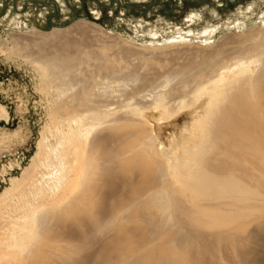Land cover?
<instances>
[{
    "label": "bare ground",
    "instance_id": "6f19581e",
    "mask_svg": "<svg viewBox=\"0 0 264 264\" xmlns=\"http://www.w3.org/2000/svg\"><path fill=\"white\" fill-rule=\"evenodd\" d=\"M67 45L42 67L48 77L70 75L86 59L83 52L67 53ZM256 61L240 56L208 78L189 66L164 72L152 67L165 76L164 87L175 78L182 87L158 91L147 107L127 102L110 108L101 103L106 91L83 84L59 107L54 144L44 134L39 142L34 159L41 166L34 160L30 191L39 203L27 201L10 242L0 243L27 254V262L34 254L39 264H213L217 247L208 240L216 234L200 227L241 221L264 195L263 181L253 187L246 180L251 166L264 167V150H251L257 143L264 148V71L252 67ZM119 70L105 72L133 74ZM189 78L195 85L187 90ZM66 196L70 209L79 211L70 226L46 211ZM52 229L66 233L65 246L51 239ZM98 237L103 242L92 255L78 256L75 241L89 244ZM7 249L0 251L5 257L11 255ZM248 252L244 264H264V255Z\"/></svg>",
    "mask_w": 264,
    "mask_h": 264
},
{
    "label": "rangeland",
    "instance_id": "374dc122",
    "mask_svg": "<svg viewBox=\"0 0 264 264\" xmlns=\"http://www.w3.org/2000/svg\"><path fill=\"white\" fill-rule=\"evenodd\" d=\"M65 43L67 53L83 52L86 59L70 75L48 77L42 67ZM240 56L258 60L252 67L264 71V0H0V104L4 108H0V195L13 187L0 196V242H10L13 223L21 222L27 201L39 203L30 194L34 160L41 166L34 159L39 142L44 134L54 144L59 107L83 84L94 83L100 92H107L101 103L110 108L127 102L147 107L158 91L182 87L179 78L164 87L165 76H156L152 67L164 72L189 66L193 73L201 69V78H208L233 66ZM110 66L133 74L105 72ZM135 75L156 79L144 82ZM187 85L190 90L195 83L189 78ZM61 88L64 96L59 94ZM251 150L264 148L257 143ZM26 168L30 169L24 179ZM259 169L250 167L246 180L253 187L264 183V167ZM13 180L18 183L12 185ZM261 189L264 194V186ZM69 206L66 196L47 204L46 211L70 226L79 211ZM251 209L253 214L230 226L200 227L199 232L217 235L208 240L217 247L213 264H244L248 251L264 255V195ZM57 224L56 219L51 221ZM60 231L52 229L51 239L65 246L66 233ZM102 242V237L89 244L78 239V256L92 255ZM6 249L0 243V251ZM10 251L6 257L0 253V264H39L34 254L27 262V254Z\"/></svg>",
    "mask_w": 264,
    "mask_h": 264
},
{
    "label": "water",
    "instance_id": "95a60500",
    "mask_svg": "<svg viewBox=\"0 0 264 264\" xmlns=\"http://www.w3.org/2000/svg\"><path fill=\"white\" fill-rule=\"evenodd\" d=\"M55 3L57 4L58 2L57 1H55ZM76 16H77V12H76ZM76 18V17H75Z\"/></svg>",
    "mask_w": 264,
    "mask_h": 264
}]
</instances>
